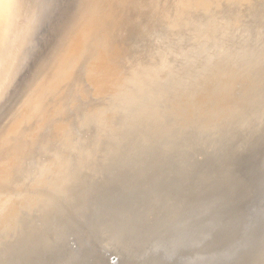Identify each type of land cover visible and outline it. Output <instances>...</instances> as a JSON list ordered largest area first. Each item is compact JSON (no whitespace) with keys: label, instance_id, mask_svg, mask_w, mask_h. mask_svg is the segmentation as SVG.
<instances>
[{"label":"bare ground","instance_id":"bare-ground-1","mask_svg":"<svg viewBox=\"0 0 264 264\" xmlns=\"http://www.w3.org/2000/svg\"><path fill=\"white\" fill-rule=\"evenodd\" d=\"M252 2L78 0L76 7H67L45 50L50 59L37 64L36 78L34 74L22 103L12 110L0 133V227L13 228L21 242L27 241L37 251L46 247L51 252L50 257L35 262L43 250L27 264L58 260L55 254L61 236L73 234L71 229L88 218L92 202L113 198L119 187L126 196L138 194L157 181L162 171L143 167L148 154L162 153L166 141L173 152L182 141L189 142L192 133H205L219 125L220 118L232 124L248 110L263 111L258 103L264 96L262 64L254 70L250 66L228 70L216 64L212 73L184 87L175 74L174 59H168L181 43L188 44L187 36L197 41L218 37L224 21L218 13L225 10L223 5L227 10L229 4L241 9ZM198 12L204 16H196ZM36 13L34 0H0V99L12 86L15 66L21 62L19 40L32 36ZM162 25L168 28L166 35L176 38L168 44L171 47L159 44L151 54L149 40L164 37ZM176 83L173 91L166 86ZM75 110H79L76 115L71 113ZM78 121L99 130L98 138L93 136L87 146L74 135ZM131 139L134 143L129 145ZM46 154L50 157L42 160ZM113 154L123 166L137 156L139 165L133 171L110 167L107 162ZM34 159L41 161L30 173L29 161ZM30 178L32 189L27 186Z\"/></svg>","mask_w":264,"mask_h":264},{"label":"water","instance_id":"water-1","mask_svg":"<svg viewBox=\"0 0 264 264\" xmlns=\"http://www.w3.org/2000/svg\"><path fill=\"white\" fill-rule=\"evenodd\" d=\"M61 11L50 16L51 41ZM44 55L42 61L50 59ZM33 78L22 87L8 118ZM247 137L232 140L225 134L210 144L203 133L194 132L173 152L166 141L162 153L148 154L143 167L160 169L157 181L138 194L126 196L119 187L113 198L92 202L88 218L71 229L73 234L61 236L58 260L51 264H245L264 243V132ZM212 144L218 153L210 151ZM110 158V167L131 171L140 161L136 156L123 166L117 154ZM0 231L15 233L0 247V264H27L43 250L35 262L51 256L46 247L37 251L21 242L13 228Z\"/></svg>","mask_w":264,"mask_h":264},{"label":"rangeland","instance_id":"rangeland-1","mask_svg":"<svg viewBox=\"0 0 264 264\" xmlns=\"http://www.w3.org/2000/svg\"><path fill=\"white\" fill-rule=\"evenodd\" d=\"M36 1L40 2L41 4L39 3L38 4L39 6H38ZM42 1L43 0H34V2L36 4L37 13H36L35 23L33 26V32H32L33 37L31 36L33 39H31V37L27 36L30 38V40H25L28 38L23 37V38H25L24 40L26 43H24V40H22V39L19 40L22 43L17 42V44L18 43L22 44V47L20 46L21 44L17 45V47L20 46L21 48H23L25 50H21L20 47H19L20 48V50H19V48L17 49V47H16V49L20 53V54L17 53L18 58H20V59H18V61H21V62L20 63L17 62V67H19V68H17L18 70H16L17 71L16 73L14 72L16 75L14 74V76H13L14 79L12 81V86L8 87L5 94L2 96L3 98L0 99V117H1L0 118V125L1 126L5 125V123L8 120L7 115L9 114V111H11L12 107L15 105V103L20 98L21 89H22L21 87H23L26 84V82H28L34 76L37 64L39 62H41L43 57L45 56L44 55L45 50L50 44V40H49L50 39V28L52 26V18L50 17L51 14L55 13V12L58 13L61 10H62L61 12H65L67 10V7L73 8V7H76L78 5V4H76V3H78V0H54V1L53 0H44L45 3H44V1L43 2ZM252 1H255V2H252L251 5L248 4L247 6H242L243 9L240 6L242 10L236 8L234 6L236 4H233V6L235 8L233 6H231L232 4H229L230 5L229 10H227L228 7H225L223 5L224 8H221V9H225V10L219 11L221 13H218V18L220 19V21L222 18H224L222 20H224L225 22L222 21L223 22L222 31L220 32V35L218 37H216L215 39L201 38V39H198V41H197L195 39L191 40L192 38L187 36V41H188L187 43L188 44H185L186 41H184L183 42L184 44L181 43L182 46L180 44L181 48H177V49H175L174 52L169 53L168 59L173 58L175 61V65H176L175 74H177L176 76L179 75V78H181L179 83H182L184 87H189L190 85H193L195 83V81L197 80L198 76L207 75V74L212 73L211 72L212 67L216 64H224V68H226L228 70H230L233 67H238V66H240V67H249L250 66L251 69H253V70L256 69L261 64L264 66V0H252ZM226 6H228V5L226 4ZM231 7L233 10L231 9ZM39 8H40V10H39ZM228 11H229V13H228ZM242 11H243V13H242ZM225 12H226V14H225ZM200 13L201 12H198L196 14V16H198ZM223 13H224V15H223ZM219 14H221V15H219ZM230 14H232V15H230ZM45 15L48 18H45ZM200 16L202 17V16H204V14L202 13L198 17H200ZM237 18H238V20H237ZM37 19H38V21H37ZM39 21H40V23H39ZM41 26L43 27V29H41L42 28ZM34 27L35 28L37 27L39 29L36 31V29ZM164 29H166L165 32H163L165 34V35L163 34L164 37L158 38L157 36H155V37L152 36V38L149 40L148 48L151 50L150 51L151 54H154V52H155L154 50H156V51L158 50V46L164 44L163 48H165V47L169 48V47H171L172 42H174L173 40H175L176 37L173 39V36H171L172 39H170L171 37L169 36V34L166 35V31L168 28L166 26L162 25V30L164 31ZM39 30L42 32H39ZM36 33H38V34H36ZM37 35H38V37H37ZM36 37H37V39L38 38L39 39L37 40ZM188 38L190 39V41ZM157 39H158V41H156ZM30 41H32V42H30ZM33 41L35 42V45H34ZM36 41H37V43H36ZM195 41H197V42H195ZM32 43L34 46L33 45L29 46ZM150 43H151V45H150ZM169 43L171 45H168ZM152 44H154V48L149 47V46H153ZM25 45L28 47V49ZM186 45H188V46H186ZM23 51H24V53H27L26 54L27 56L24 53H21ZM152 51H154V52L152 53ZM150 52H148V59L150 58V55H151V54H149ZM21 54H22V56H21ZM23 55H24V58L27 59V61L24 60ZM30 56H31V58H30ZM21 59H23V61ZM18 64L19 65L21 64V65L18 66ZM254 65H256L255 68H254ZM20 70L22 72H20ZM19 73H21L20 76H19ZM16 78L18 79V81ZM176 81L178 82L177 79H176ZM15 82H16V84H15ZM179 83H176L174 85H170V87L168 84L169 90L173 91L175 88H177ZM13 84H15V85H13ZM6 95H8V96H6ZM12 101H14V102H12ZM258 103L260 104V106H262V105L264 106V96H262L258 99ZM76 111L79 112V110H75V111H71V113L75 112L73 114L76 115L78 113ZM1 115H3V116H1ZM35 119H36V117H34V115H33L32 121H34ZM32 121L30 120V122H32ZM219 121H220L219 125H217L216 127H212L207 132L203 133L204 139L207 140L206 142H209L210 144H211V142H213V144H215L214 142L222 139V137L225 134H228L229 137L232 138V140L243 139V138L246 139V138H248L247 136H251V135L252 136H258L264 132V108H263L262 112L257 113V114L255 112L249 113V110H248V111H246L244 116H242V117L238 116L235 123H232V124H229L228 121L223 119V118H220ZM73 132H74L75 137L77 139H80L79 142L86 143V146H87L89 140L93 136H96L98 138V135H99V130L95 125L86 126L81 121H80V123H79V121H78V123H75V125L73 126ZM47 134L50 135V133H47ZM213 144L211 145V148H210V145L207 146L206 150H209V148H210V151H212V153H214V154L218 153L219 148L216 146H213ZM88 149H90V148H88ZM48 156L49 155L46 154V157L44 155V157L42 156L40 158H43L42 160H48V158L50 157V156L49 157ZM35 161H36V159H34L33 161L31 160L32 163H30V161H29V164H31V166L33 165L32 167L29 165L30 166L29 167L30 173L31 172L34 173L37 170V167L34 164L37 165L39 163V161H41V159L37 160L38 162L36 161V163H35ZM35 167H36V169H33ZM31 179L33 180V178H30L29 179L30 181L27 179L29 183L27 181L26 182L28 184L25 183V184H27L28 189H30V188L32 189V187H31L32 180ZM16 199H17V197H16ZM24 215L27 216L28 211H25ZM13 237H15V233L8 234L6 232L1 231L0 232V247L2 246L3 243L11 241L13 239ZM245 264H264V243H263L261 251L254 258L250 259Z\"/></svg>","mask_w":264,"mask_h":264}]
</instances>
